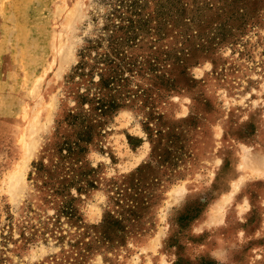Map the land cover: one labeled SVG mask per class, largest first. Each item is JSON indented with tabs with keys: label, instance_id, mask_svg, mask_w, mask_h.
Returning a JSON list of instances; mask_svg holds the SVG:
<instances>
[{
	"label": "rangeland",
	"instance_id": "374dc122",
	"mask_svg": "<svg viewBox=\"0 0 264 264\" xmlns=\"http://www.w3.org/2000/svg\"><path fill=\"white\" fill-rule=\"evenodd\" d=\"M0 264H264V0H0Z\"/></svg>",
	"mask_w": 264,
	"mask_h": 264
},
{
	"label": "trees",
	"instance_id": "16d2710c",
	"mask_svg": "<svg viewBox=\"0 0 264 264\" xmlns=\"http://www.w3.org/2000/svg\"><path fill=\"white\" fill-rule=\"evenodd\" d=\"M112 30L110 32V35L107 37L108 46L111 49V53H113L115 56L118 55L117 47L122 43L123 39L121 37L116 36V33L119 31H123L125 34V40L127 41L129 37H127L126 32L124 29H127V26L123 25V23H118L112 26ZM96 45L99 44V41H95ZM92 48V47H90ZM89 47H86V50H88ZM102 64L104 66H107L110 70H112L110 66H113L115 64V61L111 58H109L108 54H99L96 55V58L94 59V65ZM85 63L83 61H79L76 66L74 67V73H78L80 75L79 71L82 72V69L84 68ZM93 71V68L91 67L89 69V72ZM98 79L96 81L99 88L97 90L99 91L100 88L107 87L108 85L112 84L114 81V77H110L108 79L102 78L100 74L97 75ZM114 84V83H113ZM98 103V102H97ZM104 105L102 103L98 104V110H103Z\"/></svg>",
	"mask_w": 264,
	"mask_h": 264
}]
</instances>
